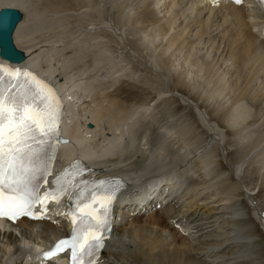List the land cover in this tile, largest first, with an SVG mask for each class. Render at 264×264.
I'll use <instances>...</instances> for the list:
<instances>
[{
	"label": "bare ground",
	"instance_id": "6f19581e",
	"mask_svg": "<svg viewBox=\"0 0 264 264\" xmlns=\"http://www.w3.org/2000/svg\"><path fill=\"white\" fill-rule=\"evenodd\" d=\"M48 1L49 6L38 10L26 0H0V9L16 7L24 13V20L15 34V41L18 48L26 53L27 61L21 65H12L33 67L50 80L59 81V88L65 89L63 94L67 112L63 130L65 136L71 139V143L61 145V157L69 160L73 155L79 154L96 166H101V169L106 168L110 172L125 176L128 181V191L118 204L114 237L109 242L101 264H246L253 261L255 254L259 253V246L249 223L251 219L240 203L235 204L234 198L235 195L247 197L248 203L253 207V216L258 218L264 229V213H259L253 198V195L258 194L257 190H250L246 185L247 191L244 192L235 181L232 186L226 184L220 192L231 203L221 197L211 199L208 194L214 192L212 189L222 179V175L210 169V163H203L195 171L174 168L175 172L170 170L173 172L170 177L165 173L157 175L160 170L152 172V165H156L159 156L164 157V153H158V157L149 156V161H146L145 157L142 158L145 154H139L142 152L140 146L150 135L149 128L143 133L141 138L144 140L137 146L136 154L122 156L125 144L129 143L131 146L137 141L139 133L134 130L141 126V123L147 122L155 109L150 111L149 104V107L137 104L127 106L118 100L116 90L109 91L115 84H119L121 79L136 82L133 76L137 71H129L131 63L128 64L129 67L124 65L126 60L122 56L123 51H114L116 48L108 46L107 41L123 42L124 34L130 39L135 52L139 50V53L141 49L147 51L153 61L157 60V64H161L174 76L176 90L169 92L186 94L185 87H191L190 91L199 90L201 85L206 83L210 91H200V97L206 100L201 104L203 108L205 103L214 101L217 96L229 97L226 98L227 101L232 100V106L224 113L214 116L234 134L236 144L249 145L246 158L255 154L253 161L259 164L260 174L264 176L261 172L264 169V138L258 141V137L264 132V92L254 85L256 80L262 78L260 76L264 72V30H260L261 18L257 11L252 9L250 1L246 0V5L238 7L224 3L212 6L204 0H103L102 7L105 12L95 0H73L72 8L65 7L67 5L63 7L59 0ZM64 8L75 11L76 14H73L76 16L82 14L83 19L82 16V20L75 18V24L80 26V22L83 23L87 17L83 26H88L87 23L90 22L89 25L96 27V31L90 35L83 30L73 36L74 32H67L62 27L61 36L68 34L75 50L70 56L64 55L66 51H63L62 60H57L60 45L67 46L68 39L54 35L55 40H45L48 43L44 45H48V48L44 50V45L41 46L39 42L32 43L36 38H27L41 34L47 29L50 32L51 28L47 23L53 21H50L49 17L66 12ZM158 14L161 17L157 16ZM87 29L88 27L85 28ZM203 41L212 46L217 44V51L223 46L220 54L227 55L226 61L247 71V76L241 83L232 86L229 80L226 82L223 78H216L217 74L211 65L205 67L203 62L204 65L198 64L197 61L191 62V58L202 51L199 45ZM170 50L171 55L176 57L175 63L170 58L172 56L168 55ZM92 54L94 56L87 63ZM0 62L5 60L0 58ZM106 77L112 81L107 82ZM147 82L144 81L145 84ZM143 84L142 88L145 87ZM251 93L253 99H262L260 103L263 104V109L260 107L262 110L260 113L256 112V116L254 109L247 104L249 101L253 105L256 103L246 101ZM165 94L166 92H163L159 97L164 98ZM89 97L95 106L89 111V117H80L82 107L79 108L78 105L84 99H90ZM91 100L87 102L89 106ZM88 121L94 123L93 128L86 127ZM209 128L213 132L217 129H213L211 124ZM100 129L102 133H99ZM101 134L103 140L98 139ZM182 134L184 135L170 131L165 137L177 139ZM215 136H219L218 133H215ZM180 141L181 139L177 143ZM251 142L254 144L251 145ZM205 147H201L204 149V156L208 155ZM151 151L152 149L148 148L145 153ZM246 158L234 166L238 176ZM105 161L107 164L102 165ZM146 162L147 165L144 164ZM196 174L201 176L200 182L195 177ZM181 183L189 185L186 192L189 194L188 198H172L176 189L184 190ZM194 194L196 198H193ZM154 203H161L163 207L154 211L146 210L141 214L142 210ZM178 228L181 230L178 231ZM66 230L63 218L59 217L55 223L20 222L11 227L0 222V264H29V259L38 257V253L32 251L33 248L41 251L48 243H53L63 236ZM54 261L48 264H63L60 258Z\"/></svg>",
	"mask_w": 264,
	"mask_h": 264
},
{
	"label": "rangeland",
	"instance_id": "374dc122",
	"mask_svg": "<svg viewBox=\"0 0 264 264\" xmlns=\"http://www.w3.org/2000/svg\"><path fill=\"white\" fill-rule=\"evenodd\" d=\"M26 1H29V5L30 6L33 5L38 10H42L43 7H47L50 5L48 0H26ZM59 1L60 3L63 4V5L61 4L63 7L67 5L65 7L72 8L71 5H72L73 0H59ZM95 1H97L99 5H101L102 11L105 12V9L102 7L103 0H95ZM52 5H54L53 2H52ZM64 9L66 10V12H60L58 13L59 15L57 14L54 17H49L50 21H53L51 23L49 22L50 24L47 23L51 28L50 32H48L49 30L47 29L41 32V34H37L36 36H33L32 38H27V39L34 40L36 38L32 43L35 44L39 42L40 45L42 46L44 45V43H48V42H45V40H50V39L55 40L54 39L55 36H61V31L63 30V28L67 30V32H71V33L74 32L73 36L79 31H83V30L89 33L90 35L95 33L96 27L89 25L90 22L87 23L88 26L87 25L83 26V23H86V19H88L87 17L85 20H83L84 21L83 23L80 22V26H79L78 24H75V18L77 19L79 18L80 20H82L83 19L82 14L76 16L75 11L69 8H64ZM45 15L46 14H43V16ZM81 16H82V19H81ZM157 16L161 17L160 14H158ZM106 19H108V17ZM44 22H47V21L44 20ZM74 24L76 25L77 28H75ZM86 27H88L87 29L88 31L85 30ZM164 27L166 28V24L164 25ZM61 37L64 38L65 40L68 39L66 41V43L68 44L67 46L66 44H63V46L60 45L61 48L58 51L59 53H57V56H59L57 60H62V55L64 54L63 51H66V54L64 55L70 56L72 55L71 54L72 51L75 50V47H73L74 45L72 44L73 41H71L72 39L71 40L69 39L68 34L62 35ZM123 37H124L123 42L117 40V43H114L110 40H107L109 42L108 46L114 49L116 48V50L114 51H117L119 53L123 51L122 56L124 60H126L124 65H127L129 67L131 63V66L129 67V71H132V70L134 72L137 71L135 73V76H133V78L138 83L136 82L131 83L132 81L128 79H124V80L121 79L119 84H115V86L112 87V89H110L109 91L114 92L116 90L118 92L117 93L118 100L126 104L127 106L137 104V105H141V106L144 105L146 107H149L148 106L149 104L151 107L150 111H152L153 109L155 110H154L153 115L148 118L147 122L141 123V126H138V128L134 130L135 132L137 131L139 133L136 139L137 141L135 144H132L131 146L129 145V143L125 144V149H124V152L122 153V156L123 157L130 156V155L134 156V154H136L137 146L140 144L141 141L144 140L141 137L143 136V133L145 134V131L147 130V128H149V134H150L148 136L149 139L147 138V140L143 141L142 143L143 145L140 146L141 148L140 150H142V152L140 151L141 153L139 154L140 155L145 154L146 156L143 155L142 158L145 157V160L149 161L150 160L149 156L155 155L156 157L158 153H161V152L164 153V157L161 158V156H159L157 160V164L152 165V170H151L152 172L154 170H160L162 172L158 171L157 175H160L161 173H165L168 175V177H170L169 175L173 174V172L172 174H168L170 170H173L175 172L177 168H182V169L188 168V169L195 171L203 163H210L211 164L210 169H213L214 171H216L217 174L222 175V179L217 183L216 187L212 189L214 190V192H210L208 194V196L211 199L221 197V198H224L226 202H230V200H228L224 196V194L220 192L226 186V184H228V186H232L233 184H235V181H236L239 183V185L241 186L244 192L247 191L245 190L246 185L250 188V190L255 189V192L257 190L258 194L253 195L254 202L256 206H258L259 208L258 210L264 213V176L260 174L259 164H256L253 161V157L255 156V154L254 155L250 154L249 157L246 158V156L249 154V145L248 144L241 145V143H239V145L236 144L234 142L236 137L233 138L234 134H232L229 131L228 127L224 126L221 123V121L215 118L214 116L216 114L220 115L221 113H224L226 110H228L232 106V103H233L232 100L227 101V98H229L227 96H225V98L224 96H221V97L217 96L216 97L217 99H215L214 101L212 100L210 101V103H205V107L203 108L201 104H203V101H206V100L200 97V91L201 90L210 91V88L207 87L206 83H203L201 87L199 88V90L190 91L191 87H185L187 89L186 94H181L176 91L169 92L170 90H176V88H174L175 86L174 76L170 75L166 71V69L163 68L161 64H160L161 66L157 64L156 63L157 60L156 61L154 60L155 61L154 62L149 57L147 51L144 52V50L141 49L142 53H141V50L139 53H137L139 50L135 52L133 48L134 46L130 44V39H128L124 34H123ZM67 47H70V48H67ZM117 47H119V49H117ZM216 47H217V44L212 46L210 45V43L207 44L204 41L201 42V45H199V49L200 51L201 50L202 51L195 54L191 58V62L197 61V63L199 62L198 64H201V65L206 64L204 65L205 67L211 65L213 70L217 74L216 78H223L226 82H228L229 80V84L232 86L236 85V83H241L243 81V78L247 76V71H243L241 69V66L240 68H237L233 65H230L231 62L226 61V59L228 58L227 55L225 53L220 54L223 49V46L219 49V51L216 50ZM47 48H48V45H44L43 49L47 50ZM171 52L172 51L170 50L168 52L169 54L168 53L167 54L172 56ZM134 54L136 55L137 58L133 57ZM93 56L94 55L92 54L87 59V63L90 62L91 60L90 58ZM138 56L141 58H139ZM170 58H172L173 62L175 63L176 57L172 56ZM127 61H130V62L127 63ZM181 61L183 62V60ZM181 61L180 63H182ZM263 75H264V72L260 76L262 78L259 81L256 80L255 81L256 84L254 82V85L255 87L257 86L256 88H261V90H263L264 92V76ZM237 76L239 78H237ZM108 78L106 77V81L110 83L112 79H108ZM144 81L145 82L148 81L147 84H145ZM142 84L145 87L142 88ZM163 92H166L165 95L167 97H165L164 95L163 96L164 98H160L159 96H162ZM252 95L253 93L248 95L246 101L251 100L252 102L256 103V105L251 104L250 101L247 103L252 107V109H254L253 113L256 116L257 115L256 112L260 113L261 110L263 109V104L260 103V100L262 99L260 98L258 100L253 99ZM91 99L92 98L84 99L81 102L82 104L79 103L78 105L79 108L82 107V109H80V114H81L80 117H89L88 116L90 115L89 111L95 106V103ZM88 100L92 101L90 103L91 106L87 104ZM97 104L98 103H96V105ZM260 107L262 108L261 110L259 109ZM213 110H215L216 112ZM149 121H151L150 124H149ZM262 121L260 122V124L262 123ZM209 124L212 125L213 129H215V127L217 128L215 132H213V130L209 128ZM82 125L84 124L82 123ZM170 131H172L173 133H184V135L182 134L177 139H175L176 137H165V135H168ZM99 133H102V129L99 130ZM109 133L112 136L110 131ZM215 133H218L219 136H215ZM102 136H103L102 134L98 135V139L101 138V140H103ZM263 138H264V132L258 137V141H261ZM179 139H181V141L180 143H177ZM252 144L254 143L251 142V145ZM145 145H147V147ZM203 146H206L205 148H207L208 155L206 156H204L203 154L204 149L203 148L201 149V147ZM144 147H145V150H144ZM148 148L152 149V151L149 152L150 155L148 152L145 153V151ZM137 157L138 156L136 155L135 158ZM244 157L246 158V160L242 164V170L240 172V175L238 176V174L235 172L234 166L241 163L242 161L240 160L243 159ZM144 164L147 165V162ZM261 172L264 173V169ZM196 175L197 176L195 177L198 178L200 182L202 180L201 176H198L199 174H196ZM226 180L228 181L226 182ZM182 186H184L183 192H185L186 190L188 191V188L187 189L185 188L186 184H182ZM186 192L183 195H179L178 199H180L181 197H184V199L186 197L188 198L189 194ZM193 198H196L195 194L193 195ZM246 198L247 197H244L242 195H235L234 202L235 204L240 203L241 207L246 209L248 218L250 216L251 221L249 223L254 230L252 233L256 239V244L257 246H259L258 248L259 253L255 254L256 256L255 259H253V261H249V263H246V264H264V229L260 226L258 218L256 216H253L252 208L250 207V203H248ZM28 244L32 245L31 243H28Z\"/></svg>",
	"mask_w": 264,
	"mask_h": 264
},
{
	"label": "snow or ice",
	"instance_id": "6c2138e0",
	"mask_svg": "<svg viewBox=\"0 0 264 264\" xmlns=\"http://www.w3.org/2000/svg\"><path fill=\"white\" fill-rule=\"evenodd\" d=\"M240 0H237L239 3ZM23 77V79H21ZM59 104L50 89L27 72L0 67V218L15 221L31 215L37 203L56 198L67 191L58 178V192L40 196L38 178L49 172L43 163L45 145L56 133ZM103 186L104 182H99ZM101 193L93 191L91 200ZM111 200L110 193H103ZM80 215L73 214L75 225L71 240H62L45 257L70 248L73 264H96L97 251L103 247L104 233L110 230L108 207L97 218L88 204H78Z\"/></svg>",
	"mask_w": 264,
	"mask_h": 264
},
{
	"label": "water",
	"instance_id": "95a60500",
	"mask_svg": "<svg viewBox=\"0 0 264 264\" xmlns=\"http://www.w3.org/2000/svg\"><path fill=\"white\" fill-rule=\"evenodd\" d=\"M23 19L24 14L18 8L3 7L0 9V55L12 63L26 61L24 52L17 48L14 41V33Z\"/></svg>",
	"mask_w": 264,
	"mask_h": 264
}]
</instances>
